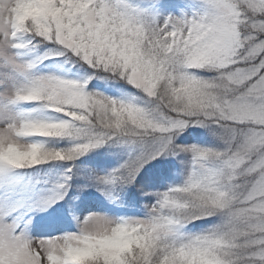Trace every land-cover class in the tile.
<instances>
[{"label": "snow or ice", "instance_id": "6c2138e0", "mask_svg": "<svg viewBox=\"0 0 264 264\" xmlns=\"http://www.w3.org/2000/svg\"><path fill=\"white\" fill-rule=\"evenodd\" d=\"M54 58L64 74L38 71ZM26 102L65 118L15 111ZM196 129L215 143L178 142ZM106 146L127 153L90 174L111 200L161 157L183 179L144 192L143 218L46 231L73 167L45 188L38 166ZM0 264H264V0H0Z\"/></svg>", "mask_w": 264, "mask_h": 264}, {"label": "trees", "instance_id": "16d2710c", "mask_svg": "<svg viewBox=\"0 0 264 264\" xmlns=\"http://www.w3.org/2000/svg\"><path fill=\"white\" fill-rule=\"evenodd\" d=\"M27 54L31 55V53ZM68 67L69 65L63 64L62 58H54L52 60H45L44 63L40 64L38 66V71H56L57 74H64V69H67ZM106 94L115 96L116 98H122L121 91L115 88L109 89ZM15 108H21L26 112V114L35 118L52 121L65 118L62 114L43 108L38 102L21 103L16 105ZM205 130L206 129L192 130L182 136L181 140L184 142H190L188 144H214V138ZM27 141L45 142L49 146L55 147H66L68 145V141L66 139H46L38 136L28 137ZM126 155L127 153L125 149L116 146H106L105 148L97 149L80 157L79 160L74 162V166L65 162H53L38 166L39 174L44 179L48 180L52 178L55 182L62 177L67 167H73V179L68 188V192L71 197L70 204L68 205V211L66 214L61 216L46 217L44 222L47 225V228L45 230L50 232L57 229L65 230L68 226H75L76 221L73 219V216L82 218L80 213H83L84 216L89 212L92 205H95L97 208H108V210L112 212L117 219L126 218L132 214V212L139 210L138 207L141 201L139 196L141 186L139 184L144 181L145 177L148 178L149 184H151V182L162 184L158 185L159 188H157L158 186L156 187L157 189L154 188L153 190L155 191H163L169 185L179 183L183 179L179 175H177V177L176 175H161L162 170L171 168V161L174 160L166 159L164 160L166 163H159V166L156 165L152 167L150 165H146L137 176L136 181L133 184L125 185L116 189L114 195L117 198L115 200H111L98 189L94 180L90 178V174H104L112 168L118 167L119 164L126 158ZM174 167H179V164L174 163ZM36 172V169H28L25 170V175H35ZM151 189L152 188L149 187V190ZM97 192H100L101 195H97ZM151 199L153 198H148V204L151 202ZM66 200H69V196H65L64 200L59 201V203L63 205ZM197 224L199 225L200 222H197ZM191 227L192 226L189 225V228Z\"/></svg>", "mask_w": 264, "mask_h": 264}, {"label": "rangeland", "instance_id": "374dc122", "mask_svg": "<svg viewBox=\"0 0 264 264\" xmlns=\"http://www.w3.org/2000/svg\"><path fill=\"white\" fill-rule=\"evenodd\" d=\"M40 73H56V71H46V72H41V71H39ZM39 103V102H38ZM15 111L16 112H18V113H25L26 114V112L23 110V109H21V108H15ZM33 118H35V117H33ZM205 131H207V130H205ZM26 140H27V138H25ZM182 141V142H181ZM178 142H181V143H190V142H184L183 140H181V137L180 138H178ZM161 160H166V159H170V160H175V163H178L179 164V167H177V168H175L174 167V164L172 163L171 164V168L173 169V172H172V176H175L176 175V177H177V175H179L181 178H183V176L181 175V172H180V170H181V168H182V166L180 165V163H179V160H180V158H172V157H161L160 158ZM159 164V162H157V161H152L149 165L150 166H152V167H154V166H156V165H158ZM148 165V166H149ZM159 166V165H158ZM48 181H49V183L47 184V186H44L45 188H48V187H50V185H52V184H54L55 183V181H54V179H48ZM154 182H151V184H149V182H148V178H146L145 177V179H144V181L143 182H141L139 185L141 186V188H140V192H139V196H140V199H141V201H140V205H139V207H138V211H136V212H132V214H130L129 216H127L126 218H143L145 215H146V213H147V208L145 207V205H147L148 204V198L149 197H147V196H145L144 195V192H154L155 190H153L154 188H156L158 185H162V184H159V183H154ZM149 187H151L152 189L151 190H149ZM157 188H159V186L157 187ZM156 188V189H157ZM93 195V194H92ZM96 195V194H95ZM94 195V196H95ZM97 195H101V193L100 192H97ZM105 203V202H104ZM106 204V203H105ZM53 206H55V205H53ZM90 212H92V213H100V214H103V215H106V216H108L109 218H112V219H117L116 218V216L114 215V214H112V212H110L109 210H108V208H97L95 205H92L91 206V208L89 209V212L87 213V214H85L84 216H86V215H88ZM35 215H39V216H45V214L44 213H35ZM80 215L82 216V218L84 217L83 216V213L81 214L80 213ZM76 221V220H75ZM45 223V222H44ZM77 230V223L75 222V226H68V228H65V230L63 229V230H60V229H57V230H55V231H50L52 234H54V235H58V234H60L62 231H68V232H71V231H76ZM193 230H196V229H193ZM29 231L31 232L32 231V228H31V225H29Z\"/></svg>", "mask_w": 264, "mask_h": 264}]
</instances>
